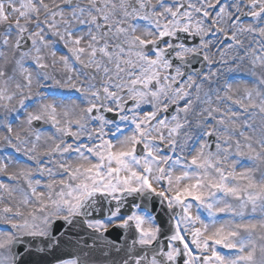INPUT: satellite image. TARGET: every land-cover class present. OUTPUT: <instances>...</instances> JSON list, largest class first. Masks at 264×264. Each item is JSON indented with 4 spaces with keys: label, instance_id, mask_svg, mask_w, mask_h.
Segmentation results:
<instances>
[{
    "label": "snow or ice",
    "instance_id": "1",
    "mask_svg": "<svg viewBox=\"0 0 264 264\" xmlns=\"http://www.w3.org/2000/svg\"><path fill=\"white\" fill-rule=\"evenodd\" d=\"M0 264H264V0H0Z\"/></svg>",
    "mask_w": 264,
    "mask_h": 264
}]
</instances>
